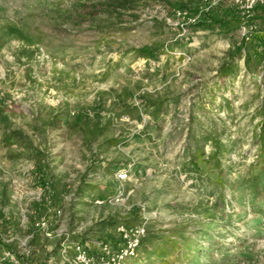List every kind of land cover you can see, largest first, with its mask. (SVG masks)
Masks as SVG:
<instances>
[{
  "label": "rangeland",
  "instance_id": "rangeland-1",
  "mask_svg": "<svg viewBox=\"0 0 264 264\" xmlns=\"http://www.w3.org/2000/svg\"><path fill=\"white\" fill-rule=\"evenodd\" d=\"M254 1L203 0L228 11L204 28L163 0H0V264H68L73 242L98 252L137 225L123 264H264ZM5 125L23 138L5 145Z\"/></svg>",
  "mask_w": 264,
  "mask_h": 264
},
{
  "label": "trees",
  "instance_id": "trees-1",
  "mask_svg": "<svg viewBox=\"0 0 264 264\" xmlns=\"http://www.w3.org/2000/svg\"><path fill=\"white\" fill-rule=\"evenodd\" d=\"M138 0H105V5L107 9H111V10H121V9H131L134 7V4L137 2ZM160 1V0H159ZM165 2H167L168 4H170L174 9L181 11V12H185L186 14L189 15H194V14H198V15H202L201 19L199 22V24H201L202 27L204 28H208L210 25H205L206 22L209 21V23H211L212 25L214 24H221L222 23H226L228 24V21H226L224 19L225 15L228 14V11H222L221 9V2H218L217 5L211 6L208 9H205L202 7V3L203 0H163ZM255 9H262L264 10V5H257L255 7ZM224 12V13H223ZM257 12H261V11H257ZM204 15V16H203ZM219 34H223L224 33H219ZM222 35V36H223ZM259 43H260V47L261 49H259L258 52L259 54H261L262 48H264V40H262L261 38H259ZM241 46H238L236 49V53H232L231 55L234 56L235 54H239L241 53ZM136 52L140 55L143 56L145 58H152L154 57V54L152 52L151 49H148L147 46H143L140 48L135 49ZM234 72V66L227 62L224 61L222 62V64L219 66L218 68V74L220 76H228L230 74H232ZM0 122L1 123H6V118H0ZM94 136L97 133H94L92 131L91 136ZM258 141L261 144V147L264 148V125H262V128L258 134ZM23 138V134L20 130L17 129H11L10 127H8V125L4 126V130L2 132V140L4 142L5 145H11L13 142L21 140ZM211 144L213 146V152H212V156L213 158H215L216 160L219 159V156L222 154V149H221V143L215 139H211ZM199 150V148H198ZM198 150H196V153L198 152ZM201 154V153H200ZM200 154H194L192 159V162L194 163V165L197 167L198 166V160L201 158ZM261 176H264V171L261 172ZM119 182L118 179L115 180V182ZM264 191V183H258V182H254L252 184V200H255L258 198V196L261 194V192ZM219 203L215 204V207H218ZM225 210V205L224 203L221 205V207L219 208V211L221 212V214L224 213ZM257 211H260V207L256 206ZM264 210V209H262ZM209 217L211 220H213L215 217L214 214L210 213ZM116 221H112L111 223H109L110 225L115 224ZM153 254H157V252H154Z\"/></svg>",
  "mask_w": 264,
  "mask_h": 264
},
{
  "label": "built area",
  "instance_id": "built-area-1",
  "mask_svg": "<svg viewBox=\"0 0 264 264\" xmlns=\"http://www.w3.org/2000/svg\"><path fill=\"white\" fill-rule=\"evenodd\" d=\"M254 2L252 0L248 8H252ZM260 2L264 3V0H260ZM181 13L190 21L194 22L197 19L185 12ZM127 177L128 172L125 169H121L117 173L119 181L125 180ZM118 231L120 232L122 242L116 247H113L110 242L101 243L98 252L90 251L85 244L79 241L73 242L71 247L72 254L68 260V264H123L127 257L134 255L144 235V227L143 225H137L133 228L119 226Z\"/></svg>",
  "mask_w": 264,
  "mask_h": 264
}]
</instances>
